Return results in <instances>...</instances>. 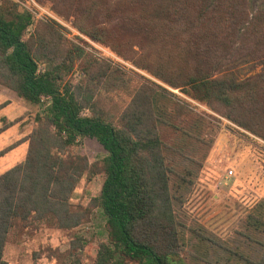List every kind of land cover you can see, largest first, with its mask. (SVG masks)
<instances>
[{"label": "trees", "instance_id": "trees-1", "mask_svg": "<svg viewBox=\"0 0 264 264\" xmlns=\"http://www.w3.org/2000/svg\"><path fill=\"white\" fill-rule=\"evenodd\" d=\"M53 3L79 32L159 83L95 57L67 39L56 22L35 21L12 0L0 3V85L39 106L22 139L24 159L0 173V264H7L3 250L11 235L40 226L72 230L92 207L105 216L106 237L88 264H182L175 258L182 238L158 128L167 99H183L163 85L264 141V0L255 6L251 0ZM244 64L258 70L240 77ZM119 92L127 97L120 105L113 98ZM83 138L94 139L105 154L89 162L77 151ZM21 141L0 149V157ZM98 174L100 190L89 204L71 202L79 180ZM263 206L264 198L247 223L264 233ZM68 244L64 250L41 246L33 256L83 264L81 239ZM240 257L264 264V249L257 260Z\"/></svg>", "mask_w": 264, "mask_h": 264}, {"label": "rangeland", "instance_id": "rangeland-1", "mask_svg": "<svg viewBox=\"0 0 264 264\" xmlns=\"http://www.w3.org/2000/svg\"><path fill=\"white\" fill-rule=\"evenodd\" d=\"M4 0H0V3ZM28 10L35 21H54L69 40L79 43L89 53L121 70L135 72L149 79V74L135 67L108 46L94 42L79 32L66 17L57 14L53 0H12ZM255 6L256 0H251ZM33 31L29 26L26 34ZM73 71L75 80L80 71ZM258 70L247 65L239 67V76ZM159 83V82H158ZM169 90L179 102L167 99L168 113L162 115L159 132L166 144L165 155L171 169L170 190L174 211L179 221L182 250L177 259L182 264H246L240 256L257 260L264 249V233L247 223L248 214H258L256 206L264 198V141L255 138L205 104L188 98L175 88ZM120 105L127 100L124 93H114ZM175 99V98H174ZM39 106L31 105L13 91L0 85V127L13 125L0 132V149L22 140L33 126V116ZM245 133L258 143L243 136ZM27 143L21 141L0 157V173L22 161ZM91 162L105 150L91 138H83L77 146ZM231 169L232 174L227 171ZM102 177L83 176L71 196V202L87 205L99 193ZM264 217V206L261 208ZM79 237L83 246V264L93 258L97 244L106 237L105 216L92 207L88 219L72 230L40 226L11 235L3 250L7 264H54L46 256L34 258L39 247L50 245L64 250L69 241Z\"/></svg>", "mask_w": 264, "mask_h": 264}, {"label": "built area", "instance_id": "built-area-1", "mask_svg": "<svg viewBox=\"0 0 264 264\" xmlns=\"http://www.w3.org/2000/svg\"><path fill=\"white\" fill-rule=\"evenodd\" d=\"M227 173H228V175H231V174H232V170L229 169V170L227 171Z\"/></svg>", "mask_w": 264, "mask_h": 264}]
</instances>
